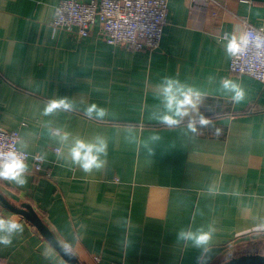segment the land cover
<instances>
[{"label":"crops","instance_id":"1","mask_svg":"<svg viewBox=\"0 0 264 264\" xmlns=\"http://www.w3.org/2000/svg\"><path fill=\"white\" fill-rule=\"evenodd\" d=\"M64 1L0 0V127L44 159L40 177L27 163V183L0 180V193L31 205L79 264L264 256V84L230 72L222 38L241 39L245 21L264 28V0H170L154 53L108 45L99 25L83 39L54 31ZM166 78L199 93L196 132L188 118L172 126L155 118ZM225 79L243 87L241 103L222 88ZM60 99L73 107L45 115ZM90 105L104 115H87ZM95 137L106 141L104 164L85 172L69 148ZM0 216L23 225L0 244V263L69 264L27 220L2 207ZM198 229L210 233L206 252L178 238Z\"/></svg>","mask_w":264,"mask_h":264},{"label":"built area","instance_id":"2","mask_svg":"<svg viewBox=\"0 0 264 264\" xmlns=\"http://www.w3.org/2000/svg\"><path fill=\"white\" fill-rule=\"evenodd\" d=\"M169 1L93 0L83 3L67 0L57 6L52 27L54 31H65L83 39L89 37L99 25L108 45L154 53L160 49L164 29L168 25ZM192 1L206 4L213 0ZM243 27V37L247 39V43L241 44V50L237 54L230 55V72L264 84V28L255 27L247 21ZM225 37L224 35L222 38L227 41ZM236 40L238 43L241 41ZM20 142L21 136L18 132L5 131L0 127V154L18 153L25 164L32 163L33 174L40 177L44 169V159L22 151L19 148ZM56 152L61 153L59 150Z\"/></svg>","mask_w":264,"mask_h":264},{"label":"clouds","instance_id":"3","mask_svg":"<svg viewBox=\"0 0 264 264\" xmlns=\"http://www.w3.org/2000/svg\"><path fill=\"white\" fill-rule=\"evenodd\" d=\"M225 39L228 41L225 49L229 55H235L241 50V44H246L247 39L242 37L240 43L236 38ZM222 88L225 92L230 94V98L235 103H241L245 98V91L243 87L231 80H223L221 82ZM199 93L193 89L186 88L178 80L166 78L158 86V98L163 105V111L156 115L155 118L160 122L169 126L178 125L188 118V129L191 132H196L195 113L197 107V99ZM73 104L67 99L55 100L49 103L45 109V115L51 114L57 109H71ZM86 114L92 116L95 114L98 117L104 115L103 109H98L95 105H90L86 109ZM200 123H205L203 117ZM70 134L65 133L61 137L62 142H68ZM107 144L102 137H95L91 141H85L75 138L71 141L69 154L72 162L78 165L83 171L91 172L93 169H99L103 166L104 160L102 155H106ZM27 165L22 157L16 152H8L0 154V180L9 181L23 186L27 183L26 173ZM23 231V225L12 217L0 216V244L10 245L12 237ZM179 239L192 241L197 248H204L210 239V233L204 232L203 229H198L196 232L181 231ZM70 250V248H66ZM206 252L207 249L204 248ZM207 257L202 254L199 258L205 260Z\"/></svg>","mask_w":264,"mask_h":264},{"label":"water","instance_id":"4","mask_svg":"<svg viewBox=\"0 0 264 264\" xmlns=\"http://www.w3.org/2000/svg\"><path fill=\"white\" fill-rule=\"evenodd\" d=\"M0 207L10 211L11 213L27 220L32 224L42 237L60 253L69 264H79L78 259L72 255L65 247L61 245L58 238L55 237L53 232L43 222L44 220L37 214L31 205L23 204L21 207L13 205L8 199L0 193ZM224 264H264V256L262 255H246L239 258H234Z\"/></svg>","mask_w":264,"mask_h":264},{"label":"rangeland","instance_id":"5","mask_svg":"<svg viewBox=\"0 0 264 264\" xmlns=\"http://www.w3.org/2000/svg\"><path fill=\"white\" fill-rule=\"evenodd\" d=\"M252 254H255V251H253V252H251ZM257 253V252H256ZM244 254H246V253H244ZM258 254H260V253H258ZM240 255H243V253H241ZM249 255V254H248Z\"/></svg>","mask_w":264,"mask_h":264},{"label":"trees","instance_id":"6","mask_svg":"<svg viewBox=\"0 0 264 264\" xmlns=\"http://www.w3.org/2000/svg\"><path fill=\"white\" fill-rule=\"evenodd\" d=\"M34 227V226H33ZM34 229H35V231H37V229L34 227ZM37 233H39L38 231H37Z\"/></svg>","mask_w":264,"mask_h":264}]
</instances>
